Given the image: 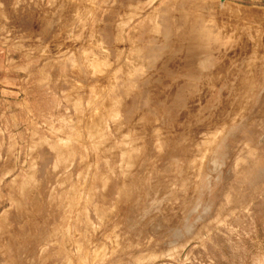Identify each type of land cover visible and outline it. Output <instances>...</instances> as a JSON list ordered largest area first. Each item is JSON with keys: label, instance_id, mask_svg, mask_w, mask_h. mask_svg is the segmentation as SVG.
<instances>
[{"label": "rangeland", "instance_id": "obj_1", "mask_svg": "<svg viewBox=\"0 0 264 264\" xmlns=\"http://www.w3.org/2000/svg\"><path fill=\"white\" fill-rule=\"evenodd\" d=\"M45 6L0 19V264H264V0Z\"/></svg>", "mask_w": 264, "mask_h": 264}, {"label": "crops", "instance_id": "obj_2", "mask_svg": "<svg viewBox=\"0 0 264 264\" xmlns=\"http://www.w3.org/2000/svg\"><path fill=\"white\" fill-rule=\"evenodd\" d=\"M40 9H46L45 0H0V19L4 15L6 18L14 19H16L15 17H22V19L30 17V21L33 23L30 30L38 33ZM11 39L17 40L15 36Z\"/></svg>", "mask_w": 264, "mask_h": 264}]
</instances>
